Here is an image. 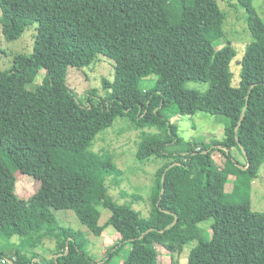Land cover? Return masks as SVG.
Listing matches in <instances>:
<instances>
[{
	"label": "trees",
	"instance_id": "1",
	"mask_svg": "<svg viewBox=\"0 0 264 264\" xmlns=\"http://www.w3.org/2000/svg\"><path fill=\"white\" fill-rule=\"evenodd\" d=\"M235 2L250 42L227 40L219 0H0V23L35 25L31 54H16L0 71V243L10 246L1 264H115L126 245L123 264H130L140 247L157 255L153 235L165 234L166 264H178L190 243L186 264H264V211H254L250 197L264 164V21L253 0ZM99 60L112 66L113 80L103 79L102 95L88 92L81 103L68 70ZM42 71L41 83L26 89ZM188 82L207 88L186 89ZM197 112L223 125L222 141L184 143L163 115ZM116 118L137 131L138 161H165L153 175L145 218L102 200L100 181L115 166L89 149ZM215 151L229 171L213 166ZM18 174L37 184L27 199L16 195ZM100 206L110 212L102 226ZM62 211L93 236L112 226L117 243L92 259L81 234L59 223ZM210 219L208 239L185 231ZM44 241L53 242L49 258L38 252ZM204 249L216 251L203 256Z\"/></svg>",
	"mask_w": 264,
	"mask_h": 264
},
{
	"label": "rangeland",
	"instance_id": "2",
	"mask_svg": "<svg viewBox=\"0 0 264 264\" xmlns=\"http://www.w3.org/2000/svg\"><path fill=\"white\" fill-rule=\"evenodd\" d=\"M253 6L257 14L264 21V0H253ZM219 7L225 14L222 30L227 40L232 44H241L252 41L251 35L245 24L244 10L237 6L235 0H219ZM26 21H10L0 23V71L11 67L13 57L16 54L29 55L32 52L33 34L35 25L29 26ZM236 74V73H235ZM44 72H39L29 76V84L26 89H33L39 85L43 79ZM112 66L107 60H99L97 65L77 70H68L66 83L68 87L79 97L81 103L85 102L88 92L94 91L97 96L102 95V80H113ZM152 78L151 85H153ZM239 83V67L237 75H232L231 85L237 86ZM141 83V87L148 88L149 85ZM186 89L202 91L207 88L206 84L188 82ZM165 118L177 127L178 136L184 143L191 140L203 139L204 141H222L223 125L216 122L211 115L197 112L193 116L174 117L171 114L163 113ZM146 132L151 130L145 129ZM133 125L125 118H116L112 126L100 132L92 141L90 151L96 153L102 159H109L115 166V170L106 175L100 181L104 195L102 200H108L112 204L122 207H129L138 212L141 217H147L150 213L148 193L153 182V175L156 170L164 164V160L140 162L136 159L135 141L136 133ZM232 155L240 163H244L243 158L236 149H232ZM213 166L222 172L229 171L230 164H226L227 157L219 151L212 153ZM226 164V165H225ZM216 185L223 190L220 180ZM37 184L28 176L17 175L16 195L21 199L29 198L36 191ZM228 192V191H227ZM251 207L254 211H264V164L260 167L257 178L251 183L250 190ZM140 199V200H138ZM100 218L98 224L104 225L110 216L109 210L100 206ZM59 223L67 228L81 234L84 240V251L94 260L98 261L106 251L117 243L119 236L112 226H107L101 236H93L86 227L81 225L75 215L70 211H62L57 214ZM212 220H207L198 225H189L185 231L191 236H201L209 238V228ZM154 248L157 255L144 247L139 249L140 259L131 260L130 264H152V259L156 257L161 264H166L169 254L162 246L163 240H168L169 235H153ZM8 244L0 243V252L7 253ZM193 247V243L186 245L180 253L178 264H186L188 253ZM39 254L48 258L52 255L53 242L44 241L39 247ZM129 245H126L115 264H123L127 258ZM216 250H202L203 256H207ZM137 257H135L136 259ZM8 264L11 261L8 260ZM1 264V263H0Z\"/></svg>",
	"mask_w": 264,
	"mask_h": 264
},
{
	"label": "built area",
	"instance_id": "3",
	"mask_svg": "<svg viewBox=\"0 0 264 264\" xmlns=\"http://www.w3.org/2000/svg\"><path fill=\"white\" fill-rule=\"evenodd\" d=\"M5 261H2V263H4Z\"/></svg>",
	"mask_w": 264,
	"mask_h": 264
}]
</instances>
